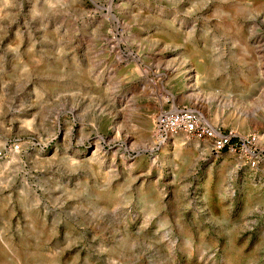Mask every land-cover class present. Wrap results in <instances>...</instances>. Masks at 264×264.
I'll return each mask as SVG.
<instances>
[{
    "label": "rangeland",
    "instance_id": "1",
    "mask_svg": "<svg viewBox=\"0 0 264 264\" xmlns=\"http://www.w3.org/2000/svg\"><path fill=\"white\" fill-rule=\"evenodd\" d=\"M176 105L264 136V0H0V264H264V166L154 148Z\"/></svg>",
    "mask_w": 264,
    "mask_h": 264
},
{
    "label": "built area",
    "instance_id": "2",
    "mask_svg": "<svg viewBox=\"0 0 264 264\" xmlns=\"http://www.w3.org/2000/svg\"><path fill=\"white\" fill-rule=\"evenodd\" d=\"M183 133L206 143L212 154L237 156L247 167L264 166V136L255 130L241 131L210 122L193 106L160 108L153 115V146L163 145L170 136Z\"/></svg>",
    "mask_w": 264,
    "mask_h": 264
},
{
    "label": "bare ground",
    "instance_id": "3",
    "mask_svg": "<svg viewBox=\"0 0 264 264\" xmlns=\"http://www.w3.org/2000/svg\"><path fill=\"white\" fill-rule=\"evenodd\" d=\"M184 68V73L186 74V76H187V74H188V77H186V80H190L191 81V86H192V95L194 96V99H198V96H202L201 94H199V93H197V92H195V90L199 87L198 86V79L191 73V71L189 70V69H187L186 67H183ZM207 98V100L208 101H210L211 99H212V97H209V96H207L206 97ZM205 99V98H204ZM215 99V98H214ZM198 100H200V99H198ZM206 100V99H205ZM216 100V99H215ZM213 101V100H212ZM220 106H221V104H220ZM223 106V105H222ZM221 106V107H222Z\"/></svg>",
    "mask_w": 264,
    "mask_h": 264
}]
</instances>
